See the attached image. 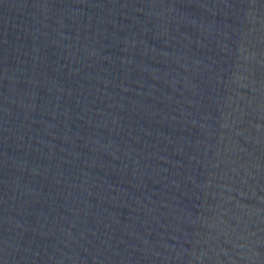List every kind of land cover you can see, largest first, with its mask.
<instances>
[{
  "label": "water",
  "instance_id": "water-1",
  "mask_svg": "<svg viewBox=\"0 0 264 264\" xmlns=\"http://www.w3.org/2000/svg\"><path fill=\"white\" fill-rule=\"evenodd\" d=\"M0 264H264V0H0Z\"/></svg>",
  "mask_w": 264,
  "mask_h": 264
}]
</instances>
